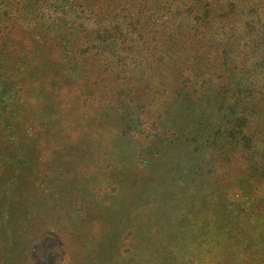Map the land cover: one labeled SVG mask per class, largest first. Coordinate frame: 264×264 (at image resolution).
Returning <instances> with one entry per match:
<instances>
[{"label": "rangeland", "instance_id": "374dc122", "mask_svg": "<svg viewBox=\"0 0 264 264\" xmlns=\"http://www.w3.org/2000/svg\"><path fill=\"white\" fill-rule=\"evenodd\" d=\"M18 66L0 59V264H264V181L241 158L152 142L79 78Z\"/></svg>", "mask_w": 264, "mask_h": 264}, {"label": "trees", "instance_id": "16d2710c", "mask_svg": "<svg viewBox=\"0 0 264 264\" xmlns=\"http://www.w3.org/2000/svg\"><path fill=\"white\" fill-rule=\"evenodd\" d=\"M3 58L53 86L79 78L89 102L137 135L189 134L186 150L211 143L264 181V0H0Z\"/></svg>", "mask_w": 264, "mask_h": 264}]
</instances>
